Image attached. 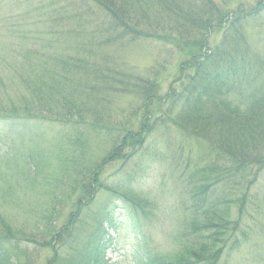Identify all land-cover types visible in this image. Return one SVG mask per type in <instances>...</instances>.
I'll return each mask as SVG.
<instances>
[{
	"label": "trees",
	"instance_id": "trees-1",
	"mask_svg": "<svg viewBox=\"0 0 264 264\" xmlns=\"http://www.w3.org/2000/svg\"><path fill=\"white\" fill-rule=\"evenodd\" d=\"M81 2L84 8L78 0L64 3L55 11L58 21L46 23L36 32L52 40L58 36L74 39L66 57L58 58L55 49L49 53L51 61H43L50 57L41 54V40L37 39L33 50L20 59L0 62V130L20 127V120H34L81 129L82 135L87 134L85 130L105 132L112 136L114 149L120 148L119 158L124 162L147 148L157 133L164 136L173 127L201 143L206 160L199 169L190 170L186 193L191 200V196L197 199L196 210L206 214L205 222H191V228L204 224L211 232L208 247L186 250L172 259L146 255L140 264H216L225 236H232L233 224L232 207H219L216 194L224 191L230 198L238 196L240 218L247 190L264 174V61L253 53L239 24V18L247 15L239 10L237 18L229 9L217 14L212 2L203 0ZM66 8L73 13L65 15ZM254 10L264 11V1ZM82 15L98 20L82 19ZM224 24L222 38L211 43L213 29ZM143 39L174 46L185 55L163 95L157 79L163 77L153 80L133 73L114 51L125 42ZM129 96L133 97L130 104L117 112L119 101ZM28 156L34 161V156ZM84 163L85 158L83 167ZM25 167L30 183H35L43 168L29 162ZM90 181L83 182V198L91 201L96 181ZM60 203L55 201L53 208L40 214L46 221L43 227L35 224L36 231L0 214V264L28 260V264H40L43 257L42 264H107L111 219L97 220L81 249L67 232L72 223L71 232L79 236L86 218L84 222L81 212L74 217L75 206L59 210Z\"/></svg>",
	"mask_w": 264,
	"mask_h": 264
},
{
	"label": "rangeland",
	"instance_id": "rangeland-1",
	"mask_svg": "<svg viewBox=\"0 0 264 264\" xmlns=\"http://www.w3.org/2000/svg\"><path fill=\"white\" fill-rule=\"evenodd\" d=\"M78 1L84 8L81 0ZM205 1L212 2L217 14L229 9L234 17H240L239 10L247 15L245 19L239 18L242 21L239 24L243 25L253 53L264 61V11L257 13L254 10L258 2L264 0ZM70 2L0 0V62L12 57L20 59L33 50L37 39L41 40V46H38L41 54L50 57L42 58L43 61L50 62L49 53L55 49L58 58L66 57L74 39L58 36L52 40L44 33L36 32L46 23L57 22L55 11ZM72 13V8L64 10L65 15ZM81 18L98 20L93 15H82ZM224 27L225 24L213 29L211 43L222 38ZM114 51L119 53L123 62H127L133 73L153 80L163 77L157 78L158 83L161 82L158 86L162 95L177 76L178 65L185 57L178 48L149 39L125 42ZM157 72H160L159 76ZM10 93L13 95L15 90L10 89ZM131 100L132 96L120 100L116 111L121 112L119 109L126 108ZM20 122L22 125L16 129L7 126L9 128L0 130V214L12 216L16 225L36 231L35 224L43 227L46 221L40 214L53 208L54 202L58 201L61 202L59 210L75 206L74 217L81 212L84 222L86 218L80 226L79 236L71 232L72 223L67 232L72 234L71 241L77 239L74 245L81 249L87 245L96 221L111 219L113 228L109 229L111 245L107 264H140L146 255L172 259L186 250L200 251L201 247H208L206 239L211 232L204 224L191 228V222H205L206 214L196 210L197 199L191 196V200L186 193L190 170L199 169L206 160L201 143L173 127L164 136L153 135L147 148L124 162L119 158L120 148L116 146L117 150L114 149L110 141L112 136L108 133L85 130L87 134L82 135L83 130L70 126L66 129L45 121ZM111 153L115 154L104 161ZM28 155L34 156V161ZM83 158L89 171H83ZM27 162L43 168L39 179L32 180L35 183H30L26 175ZM18 172L23 175H17ZM94 180V194L90 201L83 198V182ZM216 199L219 207L230 205L233 209V224L229 230L232 236H225L222 242L225 246L216 264H264V174L247 190L240 218L238 196L230 198L226 192L219 191ZM77 206L81 208L78 210ZM45 252L46 256L50 255L48 248ZM202 257L205 259L204 253ZM43 260L39 263L42 264Z\"/></svg>",
	"mask_w": 264,
	"mask_h": 264
}]
</instances>
